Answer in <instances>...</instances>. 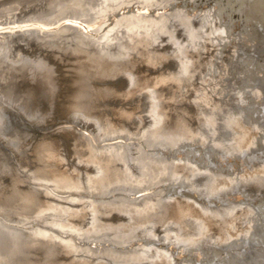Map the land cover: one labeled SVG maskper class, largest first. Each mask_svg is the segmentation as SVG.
I'll use <instances>...</instances> for the list:
<instances>
[{
    "label": "bare ground",
    "instance_id": "obj_1",
    "mask_svg": "<svg viewBox=\"0 0 264 264\" xmlns=\"http://www.w3.org/2000/svg\"><path fill=\"white\" fill-rule=\"evenodd\" d=\"M0 117V264H264V0H0Z\"/></svg>",
    "mask_w": 264,
    "mask_h": 264
},
{
    "label": "water",
    "instance_id": "obj_2",
    "mask_svg": "<svg viewBox=\"0 0 264 264\" xmlns=\"http://www.w3.org/2000/svg\"><path fill=\"white\" fill-rule=\"evenodd\" d=\"M62 25H73V23L72 22H67V21H63V22H61L60 24H59V26H62ZM35 26H37V25H35ZM58 26V27H59ZM40 28V27H39ZM57 29V26H55V27H53L52 29H44L45 31H49V30H56ZM71 126H73V125H62V126H57V127H54V128H52V129H48V131H49V133H52V132H55V131H57V130H59L61 127H71ZM143 194H138L137 196H136V198L137 197H140V196H142Z\"/></svg>",
    "mask_w": 264,
    "mask_h": 264
},
{
    "label": "snow or ice",
    "instance_id": "obj_3",
    "mask_svg": "<svg viewBox=\"0 0 264 264\" xmlns=\"http://www.w3.org/2000/svg\"><path fill=\"white\" fill-rule=\"evenodd\" d=\"M37 67H39V65H37ZM29 115H31V114H29ZM3 138H4V133H3V117H0V143L3 142Z\"/></svg>",
    "mask_w": 264,
    "mask_h": 264
}]
</instances>
